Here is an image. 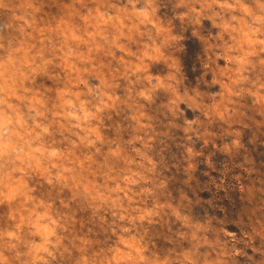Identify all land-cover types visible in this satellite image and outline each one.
Segmentation results:
<instances>
[{"label": "clouds", "instance_id": "9594fccd", "mask_svg": "<svg viewBox=\"0 0 264 264\" xmlns=\"http://www.w3.org/2000/svg\"><path fill=\"white\" fill-rule=\"evenodd\" d=\"M0 264H264V0H0Z\"/></svg>", "mask_w": 264, "mask_h": 264}]
</instances>
